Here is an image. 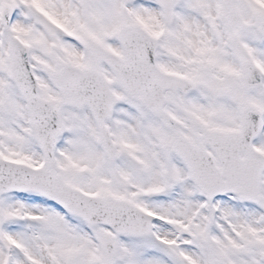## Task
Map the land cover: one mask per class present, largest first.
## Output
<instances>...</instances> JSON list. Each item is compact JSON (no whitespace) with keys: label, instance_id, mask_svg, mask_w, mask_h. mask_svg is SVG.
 Wrapping results in <instances>:
<instances>
[{"label":"snow or ice","instance_id":"6c2138e0","mask_svg":"<svg viewBox=\"0 0 264 264\" xmlns=\"http://www.w3.org/2000/svg\"><path fill=\"white\" fill-rule=\"evenodd\" d=\"M0 264H264V0H0Z\"/></svg>","mask_w":264,"mask_h":264}]
</instances>
